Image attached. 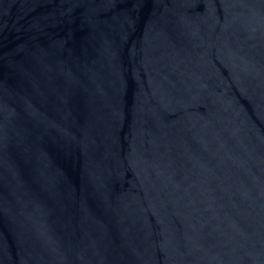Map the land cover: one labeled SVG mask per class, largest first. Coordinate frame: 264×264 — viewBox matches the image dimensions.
Wrapping results in <instances>:
<instances>
[{"label":"water","instance_id":"water-1","mask_svg":"<svg viewBox=\"0 0 264 264\" xmlns=\"http://www.w3.org/2000/svg\"><path fill=\"white\" fill-rule=\"evenodd\" d=\"M0 264H264V0H0Z\"/></svg>","mask_w":264,"mask_h":264}]
</instances>
